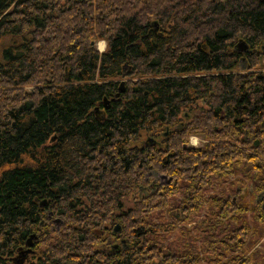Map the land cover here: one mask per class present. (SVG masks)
<instances>
[{"label":"trees","instance_id":"16d2710c","mask_svg":"<svg viewBox=\"0 0 264 264\" xmlns=\"http://www.w3.org/2000/svg\"><path fill=\"white\" fill-rule=\"evenodd\" d=\"M33 233L22 264H264V0H0V264Z\"/></svg>","mask_w":264,"mask_h":264},{"label":"rangeland","instance_id":"374dc122","mask_svg":"<svg viewBox=\"0 0 264 264\" xmlns=\"http://www.w3.org/2000/svg\"><path fill=\"white\" fill-rule=\"evenodd\" d=\"M96 44H97V47H98V49L99 50H101V51H103L105 48H106V41L105 40H99V41H97L96 42ZM239 48L241 49V50H243L244 48L239 44ZM168 129V128H167ZM189 139H190V144L192 145H202L203 144V142H204V139H203V137H202V135H197V134H192V136H190L189 137ZM127 201H126V205H130V204H132L133 203V200L131 199V198H128V199H126ZM206 212V210H203L201 213H200V216H202L204 213ZM58 223V220L56 221H54V225L55 224H57ZM195 228H196V226L195 227H193L192 229H190V231H194L195 230ZM199 229V228H198ZM195 233V232H194ZM178 231L177 230H174L173 232H172V234H169V236H168V239L169 240H177V239H179V238H177V236H178ZM256 247H258L259 248V250H260V253H261V257H262V260L264 261V241L263 242H260L259 244H257L256 245ZM258 252V250L256 251V253ZM258 257V256H257ZM257 258L255 257V259H253L252 260V262H255V260H256Z\"/></svg>","mask_w":264,"mask_h":264},{"label":"water","instance_id":"95a60500","mask_svg":"<svg viewBox=\"0 0 264 264\" xmlns=\"http://www.w3.org/2000/svg\"><path fill=\"white\" fill-rule=\"evenodd\" d=\"M238 44H240L243 48L247 47V44H244L242 41H240ZM122 85V87L124 86V81H121L120 83ZM150 139H152L150 137ZM154 174H157L156 171L153 172ZM42 203H45V200H43ZM58 219H56L57 221ZM116 230H120V225L116 226ZM36 234L33 233V235L28 238L29 240L27 241L26 245L27 247L21 246L18 250V253L16 256H14V261L17 264H22L23 261H25V259L28 257V255L32 252V243H33V237H35Z\"/></svg>","mask_w":264,"mask_h":264}]
</instances>
